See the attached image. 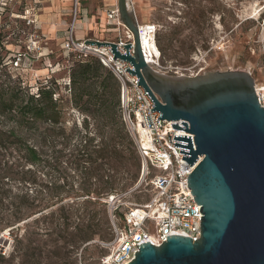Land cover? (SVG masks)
Listing matches in <instances>:
<instances>
[{
	"label": "rangeland",
	"instance_id": "rangeland-1",
	"mask_svg": "<svg viewBox=\"0 0 264 264\" xmlns=\"http://www.w3.org/2000/svg\"><path fill=\"white\" fill-rule=\"evenodd\" d=\"M59 1L0 0V80L17 87L24 100L30 93L35 94L41 84L53 82L61 106L60 122L37 120L26 131L16 132L38 149L43 159L41 162L31 163L20 158L18 145L12 142L18 140L17 136L12 133L3 135L4 140L0 143V212L5 213L20 203L26 192L25 204L37 201L46 194L48 187L65 181L73 183V194L81 193L76 189L85 181H101L98 175L86 180L88 176L84 178L79 170L67 169L62 162L70 150L63 146L65 137L83 129L84 118H87L88 129L96 134L97 142L101 138V121L69 102L68 68L72 61L67 56L69 52L65 44L69 40L73 8L71 12L69 6L62 7ZM92 1L95 3L97 0ZM134 1L147 61L157 63L156 57L160 56L157 63L159 71L169 75H196L214 70H246L254 82L264 88V0ZM110 2L116 3L117 0ZM65 3L68 4L66 0ZM252 6L258 7L256 15L249 14ZM102 11L94 13L87 27L77 23L73 37L78 39L82 33V37L115 41L118 37L127 36L121 27L118 29L107 24L105 8ZM81 13L77 14V19L82 18ZM145 20L157 24V44L143 23ZM20 53L22 56L18 57ZM15 56L16 61H13ZM11 125L9 121L3 124L2 129L8 131ZM45 159L50 162L45 164ZM102 161L98 158L96 163ZM135 182L120 189L124 183H129L128 180H120L118 191L129 189ZM147 182L132 191L125 200L144 201L149 194ZM89 197L95 198L93 193ZM106 198H99L101 204L88 206L98 213V224L94 226L97 233L78 247L73 255L66 253L61 241L57 245L59 247L42 248L43 262H69L76 257L79 264H100V257L110 252L111 246L107 242L113 238L112 228L104 238L101 235L106 230L103 217L104 212L108 214ZM52 201H55L53 205H49L40 217L71 202L72 196L60 201L54 197ZM33 216L28 218L29 224ZM120 216L119 211L117 217ZM118 223L121 225L122 221L118 219ZM10 240L7 229L1 230L0 251L5 255L11 249Z\"/></svg>",
	"mask_w": 264,
	"mask_h": 264
},
{
	"label": "water",
	"instance_id": "water-1",
	"mask_svg": "<svg viewBox=\"0 0 264 264\" xmlns=\"http://www.w3.org/2000/svg\"><path fill=\"white\" fill-rule=\"evenodd\" d=\"M132 42L119 52L112 40L87 39L110 47L128 61L161 113L177 130L174 146L193 170L187 183L201 210L200 237L170 235L160 245L144 242L127 264H264V107L246 70L169 75L149 65L127 0H117ZM133 48V54L129 49ZM169 139V135H168ZM170 141V140H169Z\"/></svg>",
	"mask_w": 264,
	"mask_h": 264
},
{
	"label": "trees",
	"instance_id": "trees-1",
	"mask_svg": "<svg viewBox=\"0 0 264 264\" xmlns=\"http://www.w3.org/2000/svg\"><path fill=\"white\" fill-rule=\"evenodd\" d=\"M67 56L72 61L68 68L69 102L101 121V138L95 141L96 134L90 132L87 118H84L83 129L65 137L63 146L70 150L62 162L67 169L79 170L84 178L85 175L88 176L86 180L98 175L101 181H85L79 184L76 190L80 194H73V183L65 181L63 184L48 187L42 198L31 200L27 204L23 202L27 197L26 192L20 203L5 213L0 212V231L6 228L11 235L9 253L5 255L0 251V261L3 264H79L76 257L69 262H43L42 248L59 247L57 245L61 241L66 253L75 254L78 247L97 233L94 226L98 224V213L88 206L101 204V197L123 192L118 190L125 185L131 186L139 175L140 157L121 116L119 80L95 56L76 58L72 52ZM13 61H16V56ZM57 93V88L50 82L41 84L35 94L30 93L24 100L17 87L0 80V143L4 140L3 135L12 133L18 139L12 142L18 145L19 157L31 163L41 162L43 159L38 149L16 132L26 131L37 120L54 124L60 122L61 106L58 103L60 97H56ZM9 121L12 122L10 129L3 130V124ZM98 158L103 161L96 163ZM49 162L45 159V164ZM123 179L129 183L120 187V180ZM91 193L94 194V199L89 197ZM71 196V202L40 217L49 205H53L55 201L51 200L54 197L60 201ZM32 216L34 218L29 224L28 218ZM103 217L106 230L101 235L104 238L112 226L107 212H104Z\"/></svg>",
	"mask_w": 264,
	"mask_h": 264
},
{
	"label": "built area",
	"instance_id": "built-area-1",
	"mask_svg": "<svg viewBox=\"0 0 264 264\" xmlns=\"http://www.w3.org/2000/svg\"><path fill=\"white\" fill-rule=\"evenodd\" d=\"M72 2L73 17L69 26V40L65 47L76 58L87 56L99 58L117 77L120 82L119 103L122 120L135 142L140 157V170L135 184L123 192L110 194L105 199L113 238L107 242L111 249L100 257V264H127L134 257V252L139 249L141 243L149 241L158 246L170 235L177 234L192 237L193 240L198 239L202 214L199 210L200 205L193 198L194 195L187 183L188 174L198 160L190 165L186 160L181 159L183 154L179 153L180 147L174 146L173 139L174 135L190 136L192 147L195 148L193 134L171 127L170 123H177L183 127L180 124L182 119L172 121L157 118L161 113L150 110L154 106L152 98L139 84L138 77L126 70L132 68L128 61L114 58L108 46H98L96 43L86 42L87 39L77 40L73 37L80 1L72 0ZM127 5L139 29L133 0H127ZM105 18L107 24L118 29L121 27L127 33V36L115 40L119 52L125 53L123 45L132 42L133 35L123 24L117 3L106 9ZM145 26L148 27V32L153 34L156 42L157 24L148 23ZM142 51L146 59L143 47ZM129 53L133 54L132 47ZM159 57H156L157 63ZM157 63L148 62L155 69ZM254 87L258 102L264 107V88L255 82ZM145 182L149 186V194L144 201L125 200L132 191ZM119 211L120 218L117 217ZM118 219L122 221L121 225Z\"/></svg>",
	"mask_w": 264,
	"mask_h": 264
},
{
	"label": "crops",
	"instance_id": "crops-1",
	"mask_svg": "<svg viewBox=\"0 0 264 264\" xmlns=\"http://www.w3.org/2000/svg\"><path fill=\"white\" fill-rule=\"evenodd\" d=\"M66 1L68 4L65 3V0H61V2L59 1V5H62V7L63 6H69L71 9V12H72V8H73L72 0H66ZM79 1H80V4L78 6V13L82 12L80 15L82 18L77 19V23H79L80 25H83L84 27H87L88 21H89V19L91 20L92 17H94V13L95 14H97L98 12L103 13L102 9L105 8V10H106L108 8H111L115 4V2L112 3V2H110V0H105V1L104 0L103 1L97 0L95 3L92 0H79ZM133 4H134V10H135V1L134 0H133ZM106 6H108V7H106ZM92 10H94V11H92ZM135 13H136V11H135ZM137 20H138V18H137ZM138 23H140L139 20H138ZM143 23L148 24L151 22H148L145 20V21H143ZM81 34L82 33H79V36H78V39H80V40H82V39H85V40L86 39H99V38L82 37Z\"/></svg>",
	"mask_w": 264,
	"mask_h": 264
},
{
	"label": "bare ground",
	"instance_id": "bare-ground-1",
	"mask_svg": "<svg viewBox=\"0 0 264 264\" xmlns=\"http://www.w3.org/2000/svg\"><path fill=\"white\" fill-rule=\"evenodd\" d=\"M250 9H251V11L249 12V14L256 15L258 13V7L257 6L256 7L252 6V8H250ZM139 35H140V28H139ZM140 42H141V36H140ZM141 46L143 47L142 42H141ZM143 50H144V48H143ZM146 61H147V57H146Z\"/></svg>",
	"mask_w": 264,
	"mask_h": 264
}]
</instances>
